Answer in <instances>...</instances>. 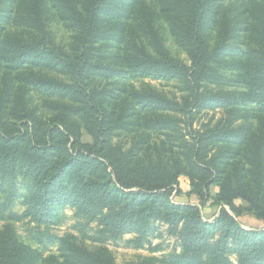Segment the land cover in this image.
Instances as JSON below:
<instances>
[{"label": "trees", "instance_id": "16d2710c", "mask_svg": "<svg viewBox=\"0 0 264 264\" xmlns=\"http://www.w3.org/2000/svg\"><path fill=\"white\" fill-rule=\"evenodd\" d=\"M154 4L0 0V220L28 219L32 240L57 242L65 264H115L107 248L51 232L67 207L88 219L81 236L97 242L125 233L140 240L165 222L180 247L170 264H264V227L236 218L247 211L264 221V0ZM160 15L188 63L166 45ZM54 20L69 32L68 48L57 42ZM143 79L176 80L187 97L180 103L134 85ZM204 109L233 119L194 129ZM121 133L140 135L123 149L113 145ZM152 133L166 139L153 142ZM183 176L197 203L175 200ZM211 199L219 212L210 221L201 207ZM37 255L10 224L0 231V264H34Z\"/></svg>", "mask_w": 264, "mask_h": 264}, {"label": "rangeland", "instance_id": "374dc122", "mask_svg": "<svg viewBox=\"0 0 264 264\" xmlns=\"http://www.w3.org/2000/svg\"><path fill=\"white\" fill-rule=\"evenodd\" d=\"M148 3H153L154 0H147ZM155 5V4H154ZM158 9H156L157 11ZM159 11V10H158ZM158 26L166 40V45L170 48L172 54L180 59L181 61L188 63L187 55L181 51V49L176 44L170 30L169 25L164 18V16L158 17ZM52 29L57 33L58 40L57 42L65 48H68L70 43V34L63 27L61 23L54 20ZM136 87H141L145 85H150L157 89L158 91L164 93L169 98L174 99L178 102L184 101L187 97V93L183 90V86L180 82L176 80L166 81V80H151L143 79L134 82ZM209 88H215L210 85ZM231 89V88H226ZM242 90V89H241ZM33 96L32 104L40 109V112L47 115L51 111L43 103L44 99L38 94L31 92ZM195 111V110H194ZM166 116L173 117L175 119H183L185 117L182 114L173 113V112H164ZM230 114L223 109L208 110L204 109L196 113L195 121L193 122V128L199 129L203 125H208L214 127L215 125H226L230 121ZM233 119V117H231ZM178 122L179 126L182 128L186 127L184 122ZM243 119L236 121L235 125L242 123ZM83 132V141L91 142V136L87 134L84 127H82ZM140 134L132 135L121 133L114 137L113 145L121 146L123 149H129L139 138ZM151 139L153 142L160 143L161 140L166 139V135L152 133ZM180 188L182 193L175 197V200L181 199L184 201H190L197 203L195 196H187L185 193L189 190V179L185 176L180 179ZM218 191L216 186L211 187L212 194H215ZM236 204L242 207H246L247 203L238 199ZM24 206L22 204H17L15 210L18 212H23ZM202 214L205 219L212 220V218L218 214L219 206L211 199L203 207ZM64 219L58 225H53L50 227L52 233L63 236L69 233L75 234L78 236V241L81 245L89 248L92 251H98L101 248H107L115 261V264H170L169 257L173 253L180 252V247L176 237L168 233V224L161 221H156L155 231L151 234L145 236L140 240L138 239V234L135 233H125L119 236L117 239H109L106 241H93L91 239H85L79 233V228L81 223H87L88 219L79 215L75 209L67 207L63 212ZM238 221L247 229H260L264 227V221L257 219L250 212L244 211L241 215L236 216ZM6 224H10L16 233L17 238L21 241L26 247L31 251L36 252L38 255L35 257L34 264H65L63 258L60 257V252L58 250L59 244L47 243L46 245H39L32 240L31 234L29 231L35 227V224L30 222L28 219H24L19 222H9L5 220H0V231L4 228ZM44 229V227H42ZM98 229L97 222H92L88 225V230L90 233H95ZM232 259L236 262L237 257L232 256Z\"/></svg>", "mask_w": 264, "mask_h": 264}, {"label": "crops", "instance_id": "0c3cea01", "mask_svg": "<svg viewBox=\"0 0 264 264\" xmlns=\"http://www.w3.org/2000/svg\"><path fill=\"white\" fill-rule=\"evenodd\" d=\"M180 201H182V202H186V201H184V200H181V199H179ZM195 203V202H194ZM217 216V214L212 218V220L215 218ZM211 221V220H210Z\"/></svg>", "mask_w": 264, "mask_h": 264}]
</instances>
